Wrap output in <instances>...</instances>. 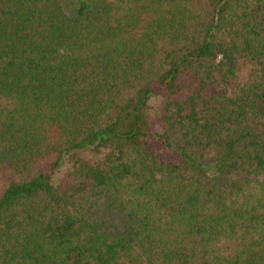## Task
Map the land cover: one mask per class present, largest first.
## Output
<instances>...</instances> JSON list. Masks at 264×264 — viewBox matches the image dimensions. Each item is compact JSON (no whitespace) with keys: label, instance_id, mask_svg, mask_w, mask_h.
<instances>
[{"label":"trees","instance_id":"1","mask_svg":"<svg viewBox=\"0 0 264 264\" xmlns=\"http://www.w3.org/2000/svg\"><path fill=\"white\" fill-rule=\"evenodd\" d=\"M0 264H264V0H0Z\"/></svg>","mask_w":264,"mask_h":264},{"label":"rangeland","instance_id":"2","mask_svg":"<svg viewBox=\"0 0 264 264\" xmlns=\"http://www.w3.org/2000/svg\"><path fill=\"white\" fill-rule=\"evenodd\" d=\"M256 77V68L244 61H239L236 76L224 83H219V86L225 88L231 95L237 92L248 82H251ZM159 155L166 158V155L161 151H157Z\"/></svg>","mask_w":264,"mask_h":264}]
</instances>
